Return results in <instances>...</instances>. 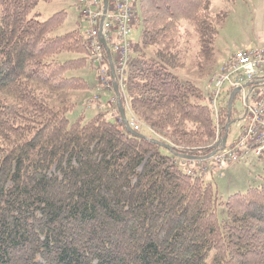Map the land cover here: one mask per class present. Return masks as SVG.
Here are the masks:
<instances>
[{"label":"trees","instance_id":"trees-1","mask_svg":"<svg viewBox=\"0 0 264 264\" xmlns=\"http://www.w3.org/2000/svg\"><path fill=\"white\" fill-rule=\"evenodd\" d=\"M39 1L0 0V264H264V177L223 199L203 176L214 170L178 156H208L227 124L231 89L217 121L183 70L218 61L226 15L210 0H141L124 90L138 137L105 112L70 121L89 52L80 28L54 35L65 9L33 14Z\"/></svg>","mask_w":264,"mask_h":264},{"label":"rangeland","instance_id":"rangeland-1","mask_svg":"<svg viewBox=\"0 0 264 264\" xmlns=\"http://www.w3.org/2000/svg\"><path fill=\"white\" fill-rule=\"evenodd\" d=\"M210 1L211 13L213 15H226L224 22L218 27V35L214 42L216 61H221L223 58L226 59L237 50L245 49L247 46L264 45V0ZM140 2L141 0H138V25L135 26L134 33L131 37L134 43H140L142 40L143 13L141 12ZM62 9L67 11L66 19L64 24L54 32V35L65 33L74 28H80L82 34L85 35L91 25L85 20L82 14V8L77 4V0H50L48 2L42 0L39 1L35 7L33 14L40 20H46L55 12ZM181 26L180 36L183 37L184 41L189 39L188 43L193 45V35L185 29V27L190 28V26L186 23H183ZM183 30H185L184 33ZM176 39L178 40L177 37ZM179 46L181 47V45ZM149 53H153V50L149 51ZM66 56L67 55L63 56V58ZM185 57L187 59L188 55ZM218 61L214 64L212 59L205 61L203 69L199 71L201 74L198 73L197 68H194L193 59L187 60L185 68L183 69L191 80L198 81L195 83L203 90L206 96L208 94V83L212 78L211 76H213L218 68H214L213 66L218 64ZM98 66L100 67L98 62H88L85 68L75 72V74L86 78L90 88L82 95L77 105L68 113L71 122H75L80 118H82V120H87L99 112H105L114 122L118 121L119 114H117L114 109L116 100H113V96L115 95L113 89L104 86L97 92L99 76ZM175 72L182 77L188 78L182 72ZM97 93L100 94V99L95 101L94 95ZM123 97H126L124 98L126 102L128 99L127 95ZM130 112L132 113L129 107L126 115L128 120L132 118ZM243 116V103L238 94L233 102L232 124L228 135L227 146H230L239 137L244 125L242 120ZM138 120L140 121L139 117ZM141 130V132L147 133L146 130ZM224 133L225 130L223 131V135ZM216 140L217 134L215 142ZM178 161L181 167L186 163L183 159H179ZM193 164H195V162H193ZM203 176L212 182L218 195L226 199L230 194L238 191L244 192L251 185L256 186L261 184L264 177V153L261 156L251 153L246 160H242L239 163L228 164L219 172L215 171L211 174H203ZM219 216L221 218L225 216L222 209L219 211Z\"/></svg>","mask_w":264,"mask_h":264},{"label":"built area","instance_id":"built-area-1","mask_svg":"<svg viewBox=\"0 0 264 264\" xmlns=\"http://www.w3.org/2000/svg\"><path fill=\"white\" fill-rule=\"evenodd\" d=\"M88 4L85 15L91 25L88 33V45L92 57L99 63L103 83L111 87L103 62V47L98 41L99 23L103 15L102 0H80ZM134 0H109L103 32L115 52L116 72L122 90L125 87L126 68L131 58L133 43L131 36L138 23ZM113 34L116 40H113ZM241 87L240 97L244 107V125L240 136L224 150L217 152L208 160L199 161L197 169L189 167L190 173L221 171L227 164L245 160L251 153L261 155L264 149V45L247 46L222 59L219 67L208 83V101L216 120H219L221 98L226 88ZM131 126L141 129V122L132 116ZM221 136L218 126L217 140ZM216 140V141H217Z\"/></svg>","mask_w":264,"mask_h":264},{"label":"water","instance_id":"water-1","mask_svg":"<svg viewBox=\"0 0 264 264\" xmlns=\"http://www.w3.org/2000/svg\"><path fill=\"white\" fill-rule=\"evenodd\" d=\"M104 3H105V8H106L108 0H104ZM101 42L103 43V45L105 47V50H106V52L108 54L109 60H110V69H111V76H112V79H113V87H114V91H115V94H116L117 108H118V111L120 113L121 119L123 120V123L126 126V129L129 131V133H131V134H133L135 136H138V137H144V135L142 133L133 130V128L129 124V121H128L127 117H126L125 108L123 106L122 97L120 95L119 84L117 83V81L115 79V67H114V64H113V60H112V56H111V53H110V49H109V47H108V45L105 42L103 37H101ZM239 91H240V88H237L230 95V98H229V101H228V107H229L228 115L229 116H228V122H227V124L225 126V133H224L223 137L213 146V151L208 156H205V157H197V156H192V155H187V154H178L179 157H182V158L188 159V160L208 159L209 157L213 156L217 151H219L221 149H224L226 147L227 140H228V131H229V127L231 125L232 103H233V100H234L236 94ZM152 141L157 143L158 145L164 147V148H167L170 151H174L173 147L171 145L167 144V143H164V142H161V141L155 140V139H152Z\"/></svg>","mask_w":264,"mask_h":264},{"label":"crops","instance_id":"crops-1","mask_svg":"<svg viewBox=\"0 0 264 264\" xmlns=\"http://www.w3.org/2000/svg\"><path fill=\"white\" fill-rule=\"evenodd\" d=\"M219 62V61H218ZM217 70V69H216ZM111 94V93H110ZM112 95V94H111ZM185 165H186V163H185ZM187 166V165H186Z\"/></svg>","mask_w":264,"mask_h":264},{"label":"bare ground","instance_id":"bare-ground-1","mask_svg":"<svg viewBox=\"0 0 264 264\" xmlns=\"http://www.w3.org/2000/svg\"><path fill=\"white\" fill-rule=\"evenodd\" d=\"M112 103H114V102H112ZM116 106V105H115ZM141 133V132H140ZM214 191V190H213Z\"/></svg>","mask_w":264,"mask_h":264}]
</instances>
